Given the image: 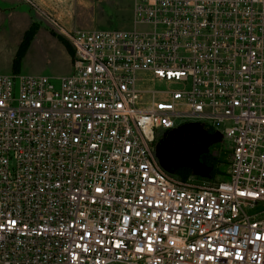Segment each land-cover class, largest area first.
Masks as SVG:
<instances>
[{
	"label": "built area",
	"instance_id": "obj_1",
	"mask_svg": "<svg viewBox=\"0 0 264 264\" xmlns=\"http://www.w3.org/2000/svg\"><path fill=\"white\" fill-rule=\"evenodd\" d=\"M133 3L54 22L68 75L0 73V264H264V0ZM188 118L231 149L213 186L156 160Z\"/></svg>",
	"mask_w": 264,
	"mask_h": 264
},
{
	"label": "rangeland",
	"instance_id": "obj_2",
	"mask_svg": "<svg viewBox=\"0 0 264 264\" xmlns=\"http://www.w3.org/2000/svg\"><path fill=\"white\" fill-rule=\"evenodd\" d=\"M133 7V0H0V73L68 75L74 50L54 22L86 30H129L134 28ZM28 31L33 33L30 46L16 65ZM42 35L54 36L64 45L70 56L68 65L59 49ZM179 125L160 135L156 145L158 164L171 176L197 187L224 180L231 161L227 143L214 129L196 119H184Z\"/></svg>",
	"mask_w": 264,
	"mask_h": 264
},
{
	"label": "crops",
	"instance_id": "obj_3",
	"mask_svg": "<svg viewBox=\"0 0 264 264\" xmlns=\"http://www.w3.org/2000/svg\"><path fill=\"white\" fill-rule=\"evenodd\" d=\"M42 37H44V39L46 41H48L49 43H52L57 49H59V52L61 53L62 57L64 58V63H66V65H68V61H69V55L66 52V48L64 47V45L62 43H60V41L58 39H56L54 36H47V35H42Z\"/></svg>",
	"mask_w": 264,
	"mask_h": 264
},
{
	"label": "trees",
	"instance_id": "obj_4",
	"mask_svg": "<svg viewBox=\"0 0 264 264\" xmlns=\"http://www.w3.org/2000/svg\"><path fill=\"white\" fill-rule=\"evenodd\" d=\"M33 37V33H30L29 31L26 33L25 38L22 41V44L20 46V49L18 51V55L16 58V65H18L23 57V55L26 53V51L28 50L29 46H30V42L31 39ZM18 68H16L17 70Z\"/></svg>",
	"mask_w": 264,
	"mask_h": 264
},
{
	"label": "snow or ice",
	"instance_id": "obj_5",
	"mask_svg": "<svg viewBox=\"0 0 264 264\" xmlns=\"http://www.w3.org/2000/svg\"><path fill=\"white\" fill-rule=\"evenodd\" d=\"M221 252H223V249H221ZM241 259H242V257H241Z\"/></svg>",
	"mask_w": 264,
	"mask_h": 264
}]
</instances>
